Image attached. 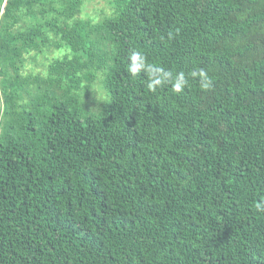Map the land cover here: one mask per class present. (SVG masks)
<instances>
[{"label":"trees","instance_id":"obj_1","mask_svg":"<svg viewBox=\"0 0 264 264\" xmlns=\"http://www.w3.org/2000/svg\"><path fill=\"white\" fill-rule=\"evenodd\" d=\"M109 3L0 0V264H264V0Z\"/></svg>","mask_w":264,"mask_h":264},{"label":"clouds","instance_id":"obj_2","mask_svg":"<svg viewBox=\"0 0 264 264\" xmlns=\"http://www.w3.org/2000/svg\"><path fill=\"white\" fill-rule=\"evenodd\" d=\"M172 38L173 34L169 33L168 39ZM126 70L132 78L144 74L146 77V87L152 93L167 85L171 87L173 93L180 94L189 86L190 78L198 79L202 89L206 90L210 87V77L203 68L192 70L187 75L183 71L173 72L150 63L146 55L139 50L130 52ZM255 207L258 211H264V201L257 202Z\"/></svg>","mask_w":264,"mask_h":264},{"label":"rangeland","instance_id":"obj_3","mask_svg":"<svg viewBox=\"0 0 264 264\" xmlns=\"http://www.w3.org/2000/svg\"><path fill=\"white\" fill-rule=\"evenodd\" d=\"M109 1L110 0H84L83 14H88L93 18H99L103 14V12L108 13L110 11L111 6ZM67 51L69 50L63 48L58 52L65 53ZM48 57H51V55H49ZM36 59V62L32 63L31 66H34L39 70L44 69L46 63L48 62V59H45V57L42 55L37 56ZM97 90L100 91L99 88Z\"/></svg>","mask_w":264,"mask_h":264}]
</instances>
